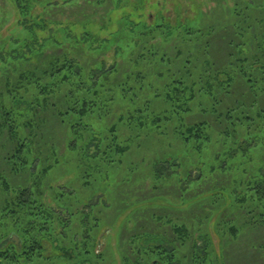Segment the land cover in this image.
<instances>
[{"label": "trees", "instance_id": "16d2710c", "mask_svg": "<svg viewBox=\"0 0 264 264\" xmlns=\"http://www.w3.org/2000/svg\"><path fill=\"white\" fill-rule=\"evenodd\" d=\"M64 1L66 3L67 0ZM218 1L219 10L224 9L222 0ZM11 2L21 16L20 23L29 32L28 38L14 39V42H18L16 47L7 49L6 53V45L0 47V69L4 73L8 71L3 80L0 79L3 81L0 90V133H7L14 144L8 156L12 173L28 174L34 178L49 173L54 167L53 163L47 161L56 157L57 147L48 146L39 140L48 108L53 109L54 115L63 125L68 136V148L79 151L80 166L116 167L129 151L132 136L121 139L114 125L106 128L108 136L103 133L98 135L89 119L98 114L118 113L116 120L125 122L131 129L140 131L143 128L155 135L172 132L185 145L184 161H188V154L195 157V163L177 164L175 167L181 168L178 173L175 170L166 173L163 166H158L160 162H165L169 168L171 160L175 159L172 157L161 158L160 162L152 165V169L156 168L153 171L156 180L165 178V175L183 174L181 181L184 185L180 187V194L184 197V193L192 189L191 196L186 199L188 203L206 204V214H202V218L207 223L214 213L213 207L218 212L226 207L227 204L222 202L219 206L216 204L228 195L233 196L231 204L237 201L254 202L264 197V173L261 165L255 161L256 157L264 154V31L257 38L253 36L251 42L255 52L251 54V48L244 47L249 37L247 31L236 32L235 29L231 33L233 42L229 46L230 50L219 62L210 52L205 57L198 56L197 44L205 42L207 47L206 44L212 39L202 40L201 31L189 25L180 21L169 25L162 16L160 21L148 27L142 22L123 17L118 23V31L112 33L109 39L98 40L97 47H93L95 41L89 34H84L81 39H73L67 29H62L64 38L73 39L84 55L70 58L63 52L58 57L55 54L42 56L48 42L55 47L58 43L54 39L38 43L35 31L38 27L44 30L48 24L32 16L35 0ZM248 4L251 6L252 3ZM256 6L262 15L264 28V2ZM157 35L162 36L166 45L177 38L185 44L171 46L173 52L165 57L158 41H150L155 40ZM111 47L120 61L106 69L102 57L106 49ZM39 57L45 66L41 65ZM90 58L92 62L88 61ZM155 62L166 67L164 84L157 78L152 81L148 77L153 70L149 69L148 72L146 69ZM9 66L14 67V71ZM121 67L127 68V71L119 74ZM151 97L161 99L165 107L155 105L159 111H154ZM24 101L27 106L22 108ZM125 105L132 107V111L126 112ZM118 106L123 109L117 110ZM23 112L27 115L21 119ZM95 138L96 151L90 154L88 146ZM220 145L222 148L218 157L214 158L215 165L209 157ZM42 153L47 156L45 164L38 162L37 155ZM250 163L258 169L255 180H252L253 185L243 180L247 171L245 166ZM193 166L199 167L200 173L196 178L190 174ZM217 171L223 174L229 171L233 178L229 193H226L227 187L211 186L205 190L200 187V192L195 193L194 187L199 185L201 178H209ZM238 183L244 186V195L238 194L241 197L234 195V187ZM35 186H12L0 172V190L5 194L0 200V264L34 262L44 258L45 244L53 243H56L55 249L69 259H80L81 254H93L89 229L86 228L87 222H84L86 215L79 224L84 235L76 240L74 236L77 230L72 228L70 218H63L41 201L38 195L39 199L35 198ZM253 189L256 191L248 192ZM55 191V200L64 204L62 188L57 187ZM236 206L245 207L236 204L234 209ZM229 228L231 235H236L237 229L232 226ZM173 231L182 239L191 236L180 225L175 226ZM12 235L19 240V247L10 240ZM143 236H138L136 242L144 261H135L136 264H174L173 250L167 251L163 245L154 248L150 245L141 246ZM195 243L192 240L193 246Z\"/></svg>", "mask_w": 264, "mask_h": 264}, {"label": "rangeland", "instance_id": "374dc122", "mask_svg": "<svg viewBox=\"0 0 264 264\" xmlns=\"http://www.w3.org/2000/svg\"><path fill=\"white\" fill-rule=\"evenodd\" d=\"M35 2L32 16L48 24L44 30L38 27L35 31L38 43L41 44L46 39H54L58 43L55 47L48 42L42 56L55 54L58 57L63 52L70 58L84 55L85 53L74 43V37L81 39L84 34H89L95 41L93 47H97L98 40L109 39L112 33L118 31V23L123 17L130 18L133 22H142V25L148 27L160 21L162 16L169 25H175L177 21L189 25L201 31L202 40L212 39L206 44L207 47L205 42L197 44L198 56L205 57V54L210 52L219 62L230 50L229 46L233 42L231 33H234L235 29L236 32L247 31L249 37L245 40V44L249 47L246 45L244 47L251 48V54L255 52L251 42L253 36L257 38L264 31L262 15L256 6L264 0H222L224 9L221 10L218 8V0H67L66 3L64 0H35ZM248 2L252 3L251 6ZM252 16L254 18L251 19ZM20 17L11 0H0V47L6 45L4 53L7 49L16 47L18 42H14V39L28 38L29 32L24 24L20 23ZM62 29H67L73 39L64 38ZM154 39L150 41H158L165 57L173 52L171 46L185 44L178 38L169 41L168 45L163 43L162 36L157 35ZM41 57L39 62L45 66ZM102 58L106 69L120 61L112 47L106 49ZM88 61L92 62V59ZM9 69L14 71L12 66H9ZM149 69L153 70L148 76L152 81L157 78L163 83L167 78L164 75L166 69L164 65L155 62L146 71L149 72ZM125 71L127 68L121 67L119 74ZM4 74H8V71L4 73L0 69V79L3 80ZM150 100L155 108L154 111H159L156 109L157 105L165 107L161 99L151 97ZM26 106L24 101L22 108ZM120 106L116 107L117 110L123 109ZM125 108L126 112L132 111V107L125 105ZM26 115L27 113L23 112L21 119ZM118 115V113L98 114L89 119V123L95 127L98 135L103 133L104 136H108L106 128L114 125L121 139L132 136L129 151L121 158L119 165L111 169L79 165L81 155L79 151L68 148V136L51 108H48L44 114L39 140L48 146H56L57 154L48 161L45 159L47 157L45 153L37 155L40 164H45L47 161L54 165L45 175L43 173L33 178L28 174L12 173L8 165V156L12 153L14 144L7 133H0V172L8 179L10 185L35 184L33 190L37 193L34 194L35 198L40 197L41 201L52 207L63 218H70L72 228L77 230L74 236L76 240H80L84 235L79 224L86 215L84 222H87L90 246L94 252L88 255L81 254L80 259H69L55 249L56 243L45 244L44 258L28 264H136L135 261H144L136 242V238L142 235L145 236L141 246L150 245L154 248L163 245L165 250H173L174 264H264V222H262L264 197L254 202L237 201L236 204H243L245 207L236 206L234 209L233 206L236 204H231L233 196L228 195L231 199L226 197L216 204L219 206L222 202L227 204L226 207L220 212L213 207L214 213L210 215L207 223L202 218V214H206L204 211L206 204L188 203L186 199L191 196L192 189L184 193V197L179 191L184 185L181 181L183 174H180L181 168L175 166L186 162L184 161L186 157L183 156L185 145L181 140L170 131L163 135L155 131L154 133L158 134L155 135L147 129L142 128L140 131L131 129L125 122L116 120ZM96 142L95 138L88 146L90 154H95ZM221 148L222 145L210 154L208 159L211 163L216 165L214 158L218 157ZM188 156L190 157L187 162L195 163V157L191 154ZM163 157L175 158L171 160L169 168L165 162L159 161ZM56 159L58 164L57 161L54 162ZM158 161L160 162L158 166H163L166 173L175 170L176 173L180 171L179 174L165 175V178L156 180L153 174L156 168L152 169V165ZM255 161L261 165L264 173V154L256 157ZM245 167L247 171L243 180L253 185L252 180H255L258 169L253 163ZM198 168L191 167L190 174L193 178L199 175ZM219 172H215L209 178H201L199 185L194 187L195 193L200 192V187L205 190L204 188L209 186L227 187L226 193H229L233 178L229 171L224 174ZM57 187L63 190L64 204L55 200ZM243 187L241 183L235 185L234 195L243 194ZM254 191L256 189L248 192ZM239 195L237 197H241ZM4 197L5 194L0 190V200ZM250 210L252 212H248ZM177 225L189 231L191 236H186L185 239L178 237L173 231ZM230 226L237 229L236 235H231ZM10 240L19 247L20 242L15 235H12ZM192 240L196 242L195 246L192 245Z\"/></svg>", "mask_w": 264, "mask_h": 264}]
</instances>
